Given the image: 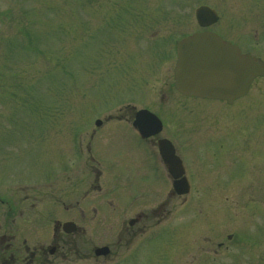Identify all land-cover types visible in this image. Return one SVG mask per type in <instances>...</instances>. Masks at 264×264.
<instances>
[{
    "label": "rangeland",
    "instance_id": "rangeland-1",
    "mask_svg": "<svg viewBox=\"0 0 264 264\" xmlns=\"http://www.w3.org/2000/svg\"><path fill=\"white\" fill-rule=\"evenodd\" d=\"M201 4L219 15L209 29L264 60V0H0V195L26 193L17 184H40L49 171L36 216L62 193L58 183L67 194L79 185L83 196L97 183L104 192L110 177L114 187L131 184L123 174L133 167L126 157L133 146L97 151V181L84 146L94 129H125L108 117L140 106L165 121L159 135L173 139L192 182L173 198L170 185L162 187L166 205L155 217L157 201L138 206L141 233L102 219L83 235L82 255L66 248L43 264H264V76L230 105L183 97L172 83L175 40L201 30L194 16ZM149 187L140 200L153 197ZM40 218L34 237L46 244L56 214ZM102 244L110 254L95 259L90 248Z\"/></svg>",
    "mask_w": 264,
    "mask_h": 264
},
{
    "label": "flooded vegetation",
    "instance_id": "flooded-vegetation-1",
    "mask_svg": "<svg viewBox=\"0 0 264 264\" xmlns=\"http://www.w3.org/2000/svg\"><path fill=\"white\" fill-rule=\"evenodd\" d=\"M204 29H209V27L202 28L201 30ZM219 36L224 41L230 42L232 45L236 46L242 53L252 54L251 52L244 50L241 45L235 42L234 40H231L226 36ZM176 42L177 40L175 41L173 46V85V69L175 67L176 62ZM253 82L254 81H252V83ZM251 85L249 86L248 92L251 88ZM238 99L240 98L234 99L230 104H233ZM220 101L228 103L226 100ZM141 108H146L150 110L160 118L162 122L161 131L151 135H141V133L133 126L135 112L136 110ZM108 121L114 123L125 122V129H107L103 131L101 130L99 132L98 130L94 129L93 131H91V134L89 135V145L84 146L85 153L87 154L86 160H89L91 162L90 168L92 171H94L95 181H97L101 171L99 170L100 168L97 166L100 163V160L96 155L97 151L98 153H100V149L106 148L107 144L109 145L115 142L121 143L127 148L133 146L136 149L135 152L131 151L126 156L127 158L130 157L131 162L133 163V167L131 170L129 169L123 174L126 180L128 179L129 175L131 176L129 178L131 184L128 185L126 181L122 185L120 184V188H117L114 187L113 183V181L117 179H114L112 181V178L110 177L109 179H107L108 183L105 184L104 192L103 187L97 183L96 185L93 184L90 186L95 191L94 193H86L83 196L81 195V189L79 188V185H75L73 193L67 194L65 187L61 191V183H58L57 188L62 193H59L56 196L54 195L52 197V207L43 204L41 208L37 210L36 213H38L39 215L36 216H34L33 210L36 202L38 201L37 198H39V202L37 203L41 204L43 202V197L49 195L42 194V190L47 189L44 187L43 182L49 179V171H47V174H45L41 178L40 184H24L22 186L20 185L21 183L17 184L18 190H25L27 192L22 193L20 195L15 194L13 197L8 195L7 193H3L0 195V218L2 219V221L0 222V246L4 250V252L0 256V261L3 264H43L45 261H48L46 255L55 253L56 251H62L61 253L63 255L65 252H68L67 250H71L72 248L76 254L79 253L82 255L80 249L83 235L87 233L88 230L95 229L97 222L101 221L102 219L108 220L116 218L117 228L123 229L125 233L131 235L141 233L142 230H144L145 228L142 226V223L145 219V215L142 210L136 209L138 206L146 202H153L154 204L157 201L154 207L155 209L153 208V211H151V214L153 215L152 217H155L154 215L157 212L161 211L166 205V203H163V201L161 200L162 187L170 185V189L167 193V196L170 198L178 197V195H176L172 189V185L174 184L175 179H173V177L165 169L159 152V143L162 140H168L172 144L175 150V154L179 156V154L176 153V146L174 145L175 142L173 141V139L170 137L159 135L165 127V121L162 120V117H160L156 112L152 111L150 108L146 106H140L139 108L132 110V113L130 114L114 116L111 115L106 121L108 124H110ZM151 130L152 129H148L145 130V132H150ZM97 132L99 133L98 136ZM114 150H117L116 147L114 148ZM78 151V154L81 153L79 149ZM180 157L181 156H179V158ZM119 158L123 159V157L119 156L109 158L111 165L121 162L122 160H119ZM58 166L59 168L57 170V176L60 175L61 177H63L65 167L63 165H60V163L58 164ZM154 169H162L164 176L155 177L156 173L153 172ZM55 173L56 172H53L52 174L54 175ZM188 177L189 176H186L189 187L191 188L192 182L191 180H189ZM142 178H144L143 182ZM132 184L136 185V190L138 192H134L130 189ZM146 186H152V188L149 187V189L152 190L153 197L148 201L140 200V198L143 197L142 195L146 192ZM108 187L109 191L107 190ZM189 191H191V189H189ZM66 196L68 197L66 198ZM23 202L25 203V205H27L24 211L22 209L23 204H21ZM165 202H167V199ZM4 207L5 209H3ZM50 213L56 214V218L52 220V223L50 225V236L48 237V235L46 234L48 242L45 244V238L41 237L39 233L37 234L36 238L34 237L35 230H37L39 226L43 228L44 224L43 223L39 225V220L35 221L34 217L47 218ZM5 222H7L6 225ZM66 223L72 224V227L69 228L72 231L67 232L65 230L64 224ZM216 245L218 246V248H220L222 246V242H218ZM103 246L107 248L106 254H96V249H99ZM7 250H10V253L6 254ZM90 250V252L93 253L95 259L98 257L106 258L110 254V247L106 244L92 245ZM85 256H89V253Z\"/></svg>",
    "mask_w": 264,
    "mask_h": 264
},
{
    "label": "water",
    "instance_id": "water-1",
    "mask_svg": "<svg viewBox=\"0 0 264 264\" xmlns=\"http://www.w3.org/2000/svg\"><path fill=\"white\" fill-rule=\"evenodd\" d=\"M195 19L199 26L206 27L215 23L218 15L211 7L200 5L195 9ZM177 55L174 68L175 87L180 93L188 96L224 99L231 103L247 93L256 76L264 75V62L261 59L242 54L236 46L210 30L195 32L178 41ZM100 123L99 120L96 121V125ZM134 125L145 135L156 133L162 127L161 121L145 109L137 111ZM147 129L152 130L145 132ZM159 149L163 162L173 177L183 175V165L175 155L171 143L162 140ZM177 182L178 185H174L176 192L186 193L188 184L185 177H181ZM71 227V223L64 224L67 232L72 231L69 229ZM106 252V247L95 251L96 254Z\"/></svg>",
    "mask_w": 264,
    "mask_h": 264
}]
</instances>
